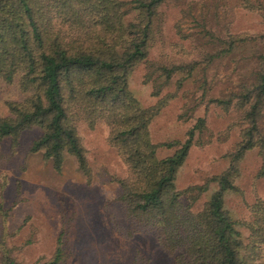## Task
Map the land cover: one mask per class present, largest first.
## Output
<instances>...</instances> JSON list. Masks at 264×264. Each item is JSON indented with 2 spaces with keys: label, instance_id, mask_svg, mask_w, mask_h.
Instances as JSON below:
<instances>
[{
  "label": "trees",
  "instance_id": "16d2710c",
  "mask_svg": "<svg viewBox=\"0 0 264 264\" xmlns=\"http://www.w3.org/2000/svg\"><path fill=\"white\" fill-rule=\"evenodd\" d=\"M177 1L0 0V83L17 84L23 96L6 104L9 115L0 116V142L8 139L15 148L24 131L36 128L40 135L29 153L42 152L58 172L64 157L71 156L87 177L90 169L77 123L93 129L101 122L127 171L125 178L115 180L120 187L116 202L122 211L120 222L113 220L112 225L119 234L125 238L154 234L172 264H264V201L249 205V219L239 223L224 207L225 193H239L235 182L248 151H258L261 167L256 178H264V133L259 128L264 113V31L221 35L203 25V38L210 47L202 54L204 64L250 48L247 59L255 62V70L237 86L238 91L211 100L239 113L243 128L240 140L225 155L227 169L201 186L178 191L175 179L205 121H195L183 143L156 145L150 138V121L175 96L166 94L144 108L128 87L129 76L140 63H147L148 78L160 73L165 84L175 74L190 76L197 66L196 61L171 67L147 62L159 8ZM209 1L214 10L240 9L257 13L264 21V0ZM131 15L132 20H127ZM159 92L160 87H155L152 95ZM159 147L177 149L160 159ZM211 184L216 190L194 212L195 203ZM0 214L6 217L1 209ZM238 225L248 232L245 241ZM57 240L53 257L43 264L62 263ZM0 264H17L1 244Z\"/></svg>",
  "mask_w": 264,
  "mask_h": 264
},
{
  "label": "rangeland",
  "instance_id": "374dc122",
  "mask_svg": "<svg viewBox=\"0 0 264 264\" xmlns=\"http://www.w3.org/2000/svg\"><path fill=\"white\" fill-rule=\"evenodd\" d=\"M159 12L147 62L171 67L196 61L197 66L190 76L175 74L165 84L160 73L148 78L147 63H140L130 74L128 87L144 108L155 105L166 94L175 96L150 121V138L156 145L183 143L195 121H205V129L195 133L194 145L175 179L176 189L182 191L201 186L227 169L225 155L240 140L243 126L239 113L226 111L211 100L238 91L237 86L248 81L255 70V62L247 59L250 48L204 64L202 54L210 47L203 38V25L221 35H259L264 31V21L257 13L240 9L214 10L209 0L167 2ZM155 87H160L158 96L152 95ZM22 99L17 84L0 83V116L9 115L8 102ZM259 128L264 133V113ZM77 129L90 169L87 177L71 156L64 157L58 172L51 161L43 159L42 152L29 153L31 143L40 135L36 128L24 131L15 148L8 139L0 142V209L6 214L5 218L0 214V244L17 264L46 263L56 251L58 238L61 264H172L154 234L125 238L114 229L112 221L120 222L122 211L116 202L120 187L115 180L126 177V168L107 141L106 125L98 122L89 129L80 122ZM176 149L159 147L156 155L163 159ZM260 167L258 151H248L235 182L239 193H225L224 207L237 223L249 219V205L264 201V178H256ZM215 190L216 185L211 184L193 211H200ZM237 230L245 241L247 230L241 225Z\"/></svg>",
  "mask_w": 264,
  "mask_h": 264
}]
</instances>
